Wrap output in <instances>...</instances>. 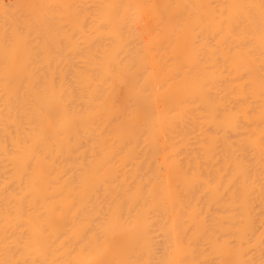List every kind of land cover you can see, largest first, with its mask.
Here are the masks:
<instances>
[{
  "label": "bare ground",
  "instance_id": "6f19581e",
  "mask_svg": "<svg viewBox=\"0 0 264 264\" xmlns=\"http://www.w3.org/2000/svg\"><path fill=\"white\" fill-rule=\"evenodd\" d=\"M40 1L0 32V264H264V0Z\"/></svg>",
  "mask_w": 264,
  "mask_h": 264
},
{
  "label": "rangeland",
  "instance_id": "374dc122",
  "mask_svg": "<svg viewBox=\"0 0 264 264\" xmlns=\"http://www.w3.org/2000/svg\"><path fill=\"white\" fill-rule=\"evenodd\" d=\"M0 1H1V0H0ZM7 1H8V2H7ZM13 1H14V2H13ZM18 1H19V0H18ZM18 1H17V0H3V3H4V2H7L8 5H7V3H5V5H4V4L2 3V1L0 2V6L3 8V9H2V8L0 7V12H1V13H0V23H1V26H0V27H3V28H2V29H3L2 31H1V28H0V32L5 31L4 28H6V26H8V25L6 24L8 21L11 22V23H9V24H13V23L15 24L14 27L11 26V25H9V26H11V29H9L11 33H13L12 31H13L14 29L16 30V28H17V29H20V28H21L20 26H21L22 22L25 23V19H27V17H29L28 19L30 20V25H31L32 23H34V21L32 22V20H31V19H33V18H31V15H29V14H30L29 12H30V11L32 12V11H35V10H36L35 12L37 13V11L39 10V7H38V6L41 4V1H40V0H34V1H33V0H29V2H27L28 0H20V1H19V4H21V3L24 2L23 4H21V6L18 4ZM36 1L38 2V4H35V3H37ZM45 1H46V0H45ZM55 1H56V0H55ZM12 2H13V3H12ZM16 2H17V4H16ZM30 2H31V3H30ZM50 2H51V0H50ZM50 2L47 1V2H45V3H47V4H48L47 6H49V3H50ZM1 3H2L4 6H3ZM43 3H44V0H42V5H43ZM52 3H53V5H54L55 2H52ZM9 4L11 5L10 8L8 7ZM15 4L18 6L17 8H15V7H16ZM32 4H35L38 8L35 7V5H32ZM13 5H14V6H13ZM22 5H23V7H22ZM28 5H30V6H28ZM51 5H52V4H51ZM53 5H52V6H53ZM12 6H13L14 8H13ZM40 6H41V5H40ZM44 6H46V5H44ZM47 6H46V7H47ZM52 6H51V7H52ZM4 7H6V8H4ZM27 7H28V8H27ZM46 7H45V8H46ZM49 7H50V6H49ZM49 7H47L48 10L51 9V8L49 9ZM11 8H12V9H11ZM34 8H35V9H34ZM42 8H43V6H42L40 9H42ZM6 9H7V10H6ZM8 9H9V10H8ZM21 9H22V10H21ZM37 9H38V10H37ZM14 10H15V12H14ZM24 10H25L26 12H24ZM2 11H4V12H2ZM9 11H10V13H9ZM12 11H13V12H12ZM18 11H19V12H18ZM27 11H28V12H27ZM40 11H42V10H40ZM16 12H18L17 15H16ZM3 13H4V15H3ZM13 13H14V14H13ZM23 13H24V14H23ZM26 13H29V14H26ZM9 14H10V16H9ZM15 15H16V16H20V15H22V16H20V17H16ZM26 15H29V16L26 17ZM33 15H34V13H33ZM33 15H32V16H33ZM36 15H37V14H35V16H36ZM8 16H9V18H8ZM14 16H15V17H14ZM23 16H24V17H23ZM13 17H14V18H13ZM1 18H2V19H1ZM17 18H18V19H17ZM24 18H25V19H24ZM3 19H4L5 21H4ZM35 19H37V17H36ZM35 19H34V20H35ZM2 20H3V21H2ZM15 20H18V21H17L18 26L16 25V21H15ZM21 20H23V21H21ZM14 21H15V22H14ZM20 21H21V22H20ZM26 21L29 22L28 20H26ZM4 22H5V26H2V25H4ZM27 22H26V23H27ZM31 22H32V23H31ZM2 23H3V24H2ZM36 23H37V22H36ZM36 23H35V24H36ZM35 24H34V25H35ZM23 25H24V27H25V24H23ZM9 26H8L7 28H10ZM32 26H33V25H32ZM35 26H36V25H35ZM37 26H38V25H37ZM15 27H16V28H15ZM19 27H20V28H19ZM7 28H6V29H7ZM12 28H13V30H12ZM22 28H23V26H22ZM35 28H36V27H35ZM20 30L22 31V29H20ZM7 31H8V30H6L4 33H6ZM10 32L8 31V33H6V34L8 35ZM9 35H12V34H9ZM9 35L7 36V39L5 38V40L10 41V40H9V39H10V38H9V37H10ZM11 37H12V36H11ZM8 38H9V39H8ZM11 39H12V38H11ZM12 40H13V39H12ZM159 255H160V256H164L165 254H164V253H163V254L160 253Z\"/></svg>",
  "mask_w": 264,
  "mask_h": 264
}]
</instances>
